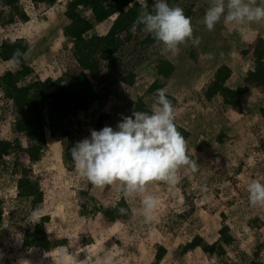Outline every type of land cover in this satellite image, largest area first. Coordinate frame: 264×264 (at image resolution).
I'll use <instances>...</instances> for the list:
<instances>
[{
    "label": "rangeland",
    "instance_id": "obj_1",
    "mask_svg": "<svg viewBox=\"0 0 264 264\" xmlns=\"http://www.w3.org/2000/svg\"><path fill=\"white\" fill-rule=\"evenodd\" d=\"M70 1L18 0L9 5L0 0V47L4 41L20 37L29 42L25 60L32 72L18 85L36 79L67 80L81 70L73 41L64 34L70 23L65 14ZM167 2L182 8L191 19L199 46L189 41L172 54L143 29L132 28L131 38L122 33L123 46L101 62L98 75L90 76L95 97L65 110H44L45 142L39 160L31 159L29 149L41 142L35 135L13 130V101L0 87V140L15 144L0 160L4 206L0 264H81L86 257L89 264H100L106 255L113 257L114 264H251L253 260L264 264V207L252 206L247 192L253 180L264 183V87L248 75L255 67V45L259 38L264 39V22L248 25L247 40H242L238 26L225 24L223 19L214 31L207 30L203 17L209 0ZM79 10L92 18L89 8L80 6ZM116 16L97 23L91 33L106 34ZM161 60L170 61L173 71L159 73ZM221 66L232 69L227 85L244 90L242 107L227 104L221 94L205 96ZM19 69L13 61L0 57V77L7 70ZM132 78L133 83H128ZM161 88L173 98L178 131L183 128L189 133L185 136L187 154L196 170L182 168L175 186L153 182L146 193L128 198L118 184L97 188L81 178L69 157L68 138L76 144L89 138L93 129H116L135 110L150 113L156 90ZM22 178L30 179L43 192L42 202L34 205L32 198L18 195ZM146 194L159 201L150 224L132 211L115 221L105 217L104 210L122 198L131 210L139 209ZM42 218H46V233L53 242L50 249L34 239L33 230ZM223 224L230 227L223 240L225 255L200 247L181 252L198 235L206 243L217 241ZM160 246L167 252L159 260Z\"/></svg>",
    "mask_w": 264,
    "mask_h": 264
},
{
    "label": "clouds",
    "instance_id": "obj_2",
    "mask_svg": "<svg viewBox=\"0 0 264 264\" xmlns=\"http://www.w3.org/2000/svg\"><path fill=\"white\" fill-rule=\"evenodd\" d=\"M141 11L136 24L153 36L163 50L175 54L181 45L191 41L199 46L200 38L194 37L191 19L180 7L170 6L167 0H154L149 11L146 0H139ZM235 24L242 40H247V26L264 22V0H209L203 23L209 32L218 23ZM21 55L19 50L14 56ZM213 58L209 55V59ZM74 170L94 187L119 186L125 198L146 193L153 182L175 186L180 181V170H196L195 161L187 154L185 137L175 124V109L168 99L166 89H157L151 111H134L124 116L117 128L105 126L93 129L89 138L78 141L71 149ZM248 199L252 206L264 207V183L253 180L247 185ZM159 204L151 194L143 195L141 207L132 209L133 215L143 217V222H153V212ZM121 214L128 209L120 208ZM37 213H33L36 216ZM39 220H34L37 222ZM81 264H89L86 257ZM100 264H114L106 255Z\"/></svg>",
    "mask_w": 264,
    "mask_h": 264
},
{
    "label": "trees",
    "instance_id": "obj_3",
    "mask_svg": "<svg viewBox=\"0 0 264 264\" xmlns=\"http://www.w3.org/2000/svg\"><path fill=\"white\" fill-rule=\"evenodd\" d=\"M18 0H7L9 5ZM52 3L55 0H33ZM148 10H152L154 0H146ZM89 8L93 16L87 18L83 16L79 7ZM141 11L139 0H71L65 12L70 23L64 28V34L71 38L74 44V57L81 70L67 80L63 78H47L45 80L36 79L27 84L18 85L22 77L32 72V67L27 64L25 54L29 48L26 38H16L4 41L0 47V57L4 61H13L19 66V70L14 72L7 70L0 77V87L4 95L13 101L16 118L13 123V130L17 133L23 132L38 137L40 145L29 149V156L33 160H39L42 143L45 142L43 131L44 110L50 111L65 110L71 104L80 103L96 96V89L91 81L101 71V62L109 60L124 44L122 33L127 34V38L133 35L132 28L143 29V25H137L136 19ZM117 15L109 31L104 35L92 34L91 30L97 23H101L109 17ZM25 18V16H23ZM19 50V56H14ZM255 67L249 71L248 75L257 84L264 87V39L259 38L255 48ZM174 65L168 60H161L158 65L159 73L172 72ZM133 75V74H132ZM232 75L229 66L218 67L213 75L210 84L207 86L205 96L212 98L221 94L224 101L235 107H242L244 94L243 89H235L227 85V81ZM128 79V78H125ZM133 83V78L127 80ZM52 89V90H51ZM169 100L171 96L167 95ZM185 137L189 133L183 128H179ZM69 157L70 149L75 145L72 138H68ZM18 144V143H17ZM10 140H0V160L14 147ZM18 195L20 197L32 198L34 205L42 202L43 192H38L35 184L28 178L19 180ZM128 209L126 214H121L118 209ZM131 214V208L127 201L122 198L112 207L104 210L105 217L110 221L120 218H127ZM46 218H42L33 230L36 243L44 249H50L53 242L48 238L44 226ZM4 221V206L0 199V228ZM230 227L223 224L219 230L220 238L213 243H206L202 236H196L190 242L182 246L181 252L186 253L197 247L205 251H212L218 255H225L226 248L223 240L229 234ZM29 242V236L26 239ZM167 252L165 246H160L156 258L162 259ZM255 254L258 256L259 251ZM251 264H262L261 261L253 260Z\"/></svg>",
    "mask_w": 264,
    "mask_h": 264
}]
</instances>
